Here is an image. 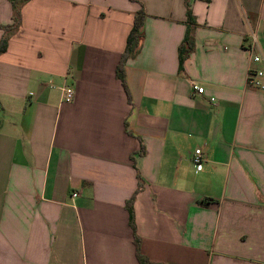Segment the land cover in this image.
I'll return each instance as SVG.
<instances>
[{
    "label": "crops",
    "instance_id": "obj_1",
    "mask_svg": "<svg viewBox=\"0 0 264 264\" xmlns=\"http://www.w3.org/2000/svg\"><path fill=\"white\" fill-rule=\"evenodd\" d=\"M188 2L180 70L185 0H20L0 54V264H139L133 196L151 263L264 264V94L247 85L264 0ZM12 15L0 0V41Z\"/></svg>",
    "mask_w": 264,
    "mask_h": 264
},
{
    "label": "trees",
    "instance_id": "obj_2",
    "mask_svg": "<svg viewBox=\"0 0 264 264\" xmlns=\"http://www.w3.org/2000/svg\"><path fill=\"white\" fill-rule=\"evenodd\" d=\"M19 2L20 0H11L12 9H13L12 24L8 27L3 28L6 31V33L8 32V34L5 35L0 41V54H2L6 50V44H7L9 35L12 32H15L19 28V25H20L19 7H18ZM185 6H186V17H187V21H186L187 29H186L184 39L178 49V59H179V69L180 70L182 68V60H183L184 55L192 47V41H191L189 29H190V26L194 24V19L189 9L188 0H185ZM144 19H145V14H144L143 9L141 8L134 14L133 26L127 38L126 48L117 66L116 76L123 85H124V64L129 57L133 56L136 53L138 49V41L141 37V30L144 25ZM133 201H134V196L127 202V208H128L129 225L134 233V245H135V250H136V258L139 264H154V263H151L147 258L142 256L139 252L138 238L135 235V225H134V217H133V211H132Z\"/></svg>",
    "mask_w": 264,
    "mask_h": 264
},
{
    "label": "built area",
    "instance_id": "obj_3",
    "mask_svg": "<svg viewBox=\"0 0 264 264\" xmlns=\"http://www.w3.org/2000/svg\"><path fill=\"white\" fill-rule=\"evenodd\" d=\"M251 40L254 45L255 38L253 35L251 36ZM252 62L256 64H260L263 62V60H262V57H260V55H253ZM247 85L264 94V70L250 68L248 70V75H247ZM191 90H192V95H195V94L203 95L204 94V89L202 87H199L195 83H191ZM59 91H60V98L62 102H70L73 100L74 91L72 90V88L68 86H62L59 88ZM202 161H203L202 153L199 149H196L193 152V155L191 157V162L195 167H199ZM71 196L75 198L78 196V193L74 192L72 193Z\"/></svg>",
    "mask_w": 264,
    "mask_h": 264
}]
</instances>
